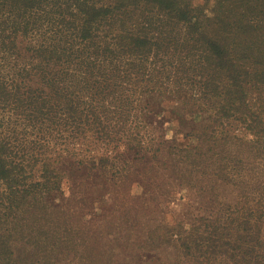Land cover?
I'll return each instance as SVG.
<instances>
[{
	"label": "trees",
	"instance_id": "1",
	"mask_svg": "<svg viewBox=\"0 0 264 264\" xmlns=\"http://www.w3.org/2000/svg\"><path fill=\"white\" fill-rule=\"evenodd\" d=\"M200 8L0 0V264H75L64 220L91 205L78 187L105 165L114 187L161 166L162 181L214 205L165 235L175 264H264V107L247 94L264 96V0ZM168 103L191 116L197 145L166 137ZM230 119L250 137L218 128ZM89 138L110 153L81 158L76 143Z\"/></svg>",
	"mask_w": 264,
	"mask_h": 264
},
{
	"label": "rangeland",
	"instance_id": "2",
	"mask_svg": "<svg viewBox=\"0 0 264 264\" xmlns=\"http://www.w3.org/2000/svg\"><path fill=\"white\" fill-rule=\"evenodd\" d=\"M217 1L219 0H190L210 15H213L210 8ZM237 12L239 11L235 9V13ZM247 94L253 111L264 107L263 93L261 96L252 87ZM168 104V109L161 112V121L165 125L163 127L167 128L166 137L172 143L177 138V143L182 146L197 145V138L191 134V116L184 115L185 111L179 108L174 109L177 113L174 115L169 109L178 104ZM192 110L197 112L194 118L200 119L198 109L194 106ZM218 128L226 134L250 137L245 124L236 119L225 120ZM152 134L156 136L158 133L154 130ZM75 147L84 159L89 156L99 158L110 153L107 149L109 146L90 138L76 143ZM104 168H107L106 171L101 172L95 181L89 184L84 181L78 187L79 190L86 191L91 205H84L76 216H70L69 219L65 217L64 229L67 230L66 233H70L72 243L75 241L74 236L78 237L76 245L71 244L68 248L69 259L75 264H175L174 257L166 255L171 248L164 249L166 244H160L166 240L165 235H171L177 223L187 225L196 217L206 215L209 213L207 210L214 205L207 201H198L197 192L178 186L174 177L162 181L161 166L151 165L149 170L140 166L138 170H133L135 173L131 172L127 178H123V182L116 187L109 180L108 165ZM151 181L161 184V187H154ZM63 187L66 192L69 191L68 179L64 180ZM205 188L210 190V186ZM217 192L222 193V190L217 189ZM81 220L85 221L84 224L80 223ZM150 238L157 246H161L160 249L150 242ZM156 254L162 257L159 258Z\"/></svg>",
	"mask_w": 264,
	"mask_h": 264
}]
</instances>
